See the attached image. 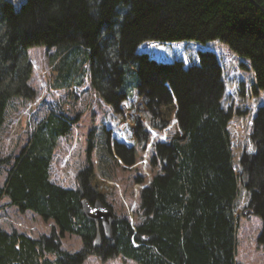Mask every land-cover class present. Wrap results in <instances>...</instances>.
Wrapping results in <instances>:
<instances>
[{"label": "trees", "instance_id": "1", "mask_svg": "<svg viewBox=\"0 0 264 264\" xmlns=\"http://www.w3.org/2000/svg\"><path fill=\"white\" fill-rule=\"evenodd\" d=\"M41 45L54 49L51 71H70L67 54L88 51L91 87L112 112L88 133L75 189L49 175L75 119L62 112L0 158V213L52 222L36 238L0 227V264H238L237 221L251 213L264 248V0H25L18 10L0 0V129L12 99L37 97L26 50ZM143 113L153 129L174 121L176 130L155 144L161 172L140 191L135 222L113 212L108 239L82 201L112 208L113 167L132 166L148 137ZM65 234L82 248L63 249Z\"/></svg>", "mask_w": 264, "mask_h": 264}, {"label": "rangeland", "instance_id": "2", "mask_svg": "<svg viewBox=\"0 0 264 264\" xmlns=\"http://www.w3.org/2000/svg\"><path fill=\"white\" fill-rule=\"evenodd\" d=\"M16 10L25 0H6ZM54 49L46 46H34L26 50V56L32 63L30 85L35 89L37 97L33 102L22 98H14L9 102L5 122L0 129V158L18 152L41 120L50 112H62L75 118L67 135L59 137L50 163V180L62 187L75 189L77 171L88 163V133L96 127L103 117L112 112L93 91L90 80V53L76 50L67 54L71 68L67 71L53 70L52 57ZM135 82L129 83L124 92L132 94ZM141 122L148 133L145 143L137 145L134 162L130 167H113V193L106 197L114 213L127 216L132 223L136 220L139 207L140 191L151 178L161 172L160 165L153 162L155 144L168 142L176 130L174 121L163 130L153 129L148 113L141 115ZM17 150V151H16ZM4 169V168H3ZM0 169V185L4 181L5 172ZM51 221L38 218L32 211L20 212L10 207L0 213V227L16 228L30 237L49 234ZM262 230L260 218L254 214L240 216L237 221V257L238 264H264V248L257 242ZM62 248L78 251L82 242L78 236L65 234L61 238ZM85 264H138L119 256L110 260H102L97 256H89Z\"/></svg>", "mask_w": 264, "mask_h": 264}, {"label": "water", "instance_id": "3", "mask_svg": "<svg viewBox=\"0 0 264 264\" xmlns=\"http://www.w3.org/2000/svg\"><path fill=\"white\" fill-rule=\"evenodd\" d=\"M82 210L84 215L94 221L100 222L102 232L104 236L108 239H111L113 236L112 223H113V210L108 207L106 204L97 200L94 204H89L86 200L82 201ZM249 213V210L244 212L245 215ZM100 234L97 233L94 244L99 245L100 243Z\"/></svg>", "mask_w": 264, "mask_h": 264}]
</instances>
